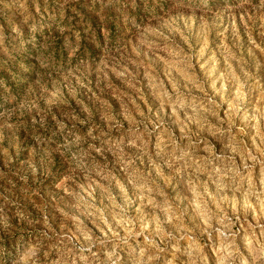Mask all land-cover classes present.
<instances>
[{"label": "rangeland", "instance_id": "1", "mask_svg": "<svg viewBox=\"0 0 264 264\" xmlns=\"http://www.w3.org/2000/svg\"><path fill=\"white\" fill-rule=\"evenodd\" d=\"M0 264H264V0H0Z\"/></svg>", "mask_w": 264, "mask_h": 264}]
</instances>
